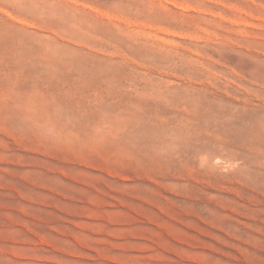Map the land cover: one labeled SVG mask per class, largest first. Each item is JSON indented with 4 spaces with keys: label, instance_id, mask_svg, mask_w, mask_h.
Instances as JSON below:
<instances>
[{
    "label": "rangeland",
    "instance_id": "rangeland-1",
    "mask_svg": "<svg viewBox=\"0 0 264 264\" xmlns=\"http://www.w3.org/2000/svg\"><path fill=\"white\" fill-rule=\"evenodd\" d=\"M173 1L0 0V264H264V0Z\"/></svg>",
    "mask_w": 264,
    "mask_h": 264
},
{
    "label": "bare ground",
    "instance_id": "bare-ground-1",
    "mask_svg": "<svg viewBox=\"0 0 264 264\" xmlns=\"http://www.w3.org/2000/svg\"><path fill=\"white\" fill-rule=\"evenodd\" d=\"M168 1H170L172 4L175 5V2L173 0H168ZM182 8H185V7L182 6Z\"/></svg>",
    "mask_w": 264,
    "mask_h": 264
}]
</instances>
